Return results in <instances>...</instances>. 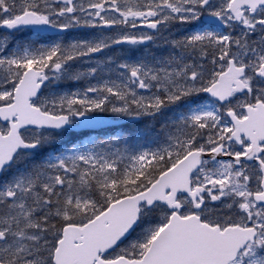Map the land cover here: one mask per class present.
Listing matches in <instances>:
<instances>
[{
  "label": "snow or ice",
  "instance_id": "snow-or-ice-1",
  "mask_svg": "<svg viewBox=\"0 0 264 264\" xmlns=\"http://www.w3.org/2000/svg\"><path fill=\"white\" fill-rule=\"evenodd\" d=\"M0 264H264V0H0Z\"/></svg>",
  "mask_w": 264,
  "mask_h": 264
}]
</instances>
